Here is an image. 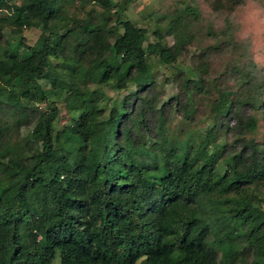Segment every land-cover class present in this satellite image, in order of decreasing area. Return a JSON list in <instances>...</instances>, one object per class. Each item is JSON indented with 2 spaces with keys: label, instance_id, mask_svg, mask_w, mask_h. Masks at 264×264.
<instances>
[{
  "label": "trees",
  "instance_id": "1",
  "mask_svg": "<svg viewBox=\"0 0 264 264\" xmlns=\"http://www.w3.org/2000/svg\"><path fill=\"white\" fill-rule=\"evenodd\" d=\"M14 1L0 0V264H264V75L210 79L204 50L162 99L151 67L180 55L179 18L149 42L113 0ZM59 1L98 11L68 29ZM57 103L79 112L59 131ZM5 116L29 127L19 141Z\"/></svg>",
  "mask_w": 264,
  "mask_h": 264
},
{
  "label": "rangeland",
  "instance_id": "2",
  "mask_svg": "<svg viewBox=\"0 0 264 264\" xmlns=\"http://www.w3.org/2000/svg\"><path fill=\"white\" fill-rule=\"evenodd\" d=\"M120 5L123 4V11L117 12V17L121 20H128L136 27L142 28L146 32L149 42L156 40L153 35L156 29L160 33L164 32V26L171 23L175 18H179L180 26L183 27V35H179L183 45L180 55L172 66H162L154 61L151 69L156 79V91L161 92L166 99L176 94V88L167 84L164 79L177 70L183 71L191 78H196V68L199 63L198 55L202 51L209 53L205 66L209 72L210 79L221 73L230 66H235L245 72L257 74L258 77L264 75V0H113ZM16 3V0L14 1ZM65 9L64 20L61 23L67 24L68 29L74 27L76 18L85 17L87 9L94 5H87L83 9L77 6L68 7L59 1ZM194 9L197 15L189 16L186 9ZM61 32H64L61 30ZM39 32L35 28L22 29L20 35L25 45H31ZM173 35H164L162 41L170 45L173 42ZM77 40V38H76ZM79 40H82L79 37ZM72 43V42H71ZM70 43V44H71ZM51 66L54 70L52 74L60 75L65 79L64 71H60L62 61L57 58H50ZM211 88L210 85H207ZM43 112L46 110L45 104H34ZM57 112L52 122L55 131H59L65 124L78 117L79 112L67 111L56 105ZM0 113H2L0 111ZM11 130L12 140L19 141L29 130L25 124L15 125L14 119L5 116ZM19 123L23 122L19 120ZM172 124H178L177 118H172ZM222 132H219L221 136ZM264 137V121L258 119V133L256 138ZM222 139V138H221ZM52 264H58L55 257ZM135 264H139L137 261ZM238 264H247L244 259Z\"/></svg>",
  "mask_w": 264,
  "mask_h": 264
}]
</instances>
